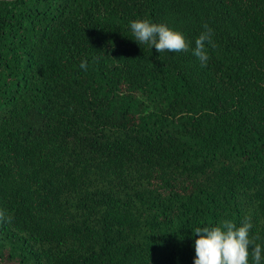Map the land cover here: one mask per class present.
Wrapping results in <instances>:
<instances>
[{
    "label": "trees",
    "instance_id": "obj_1",
    "mask_svg": "<svg viewBox=\"0 0 264 264\" xmlns=\"http://www.w3.org/2000/svg\"><path fill=\"white\" fill-rule=\"evenodd\" d=\"M0 212V264H194L245 218L264 264V0H0Z\"/></svg>",
    "mask_w": 264,
    "mask_h": 264
},
{
    "label": "clouds",
    "instance_id": "obj_2",
    "mask_svg": "<svg viewBox=\"0 0 264 264\" xmlns=\"http://www.w3.org/2000/svg\"><path fill=\"white\" fill-rule=\"evenodd\" d=\"M204 28L205 31L195 40V48L192 51L201 63L206 65L209 57L205 51V42L212 43V41L211 29L207 24ZM131 30L136 41L155 46L159 53L165 50L180 52L189 49L183 34L170 29L166 24L137 19L131 21ZM80 67L87 70V61H81ZM4 218V213L0 212V220ZM10 219L9 217V222ZM251 228L250 218H245V222L239 227L231 221H224L222 226L197 227L193 232V236H198L195 240L194 264H249L250 247L255 264H260L261 245L255 242L258 237L249 238Z\"/></svg>",
    "mask_w": 264,
    "mask_h": 264
}]
</instances>
